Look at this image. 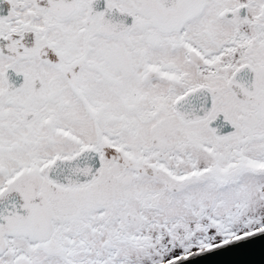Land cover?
<instances>
[{"label":"snow or ice","instance_id":"obj_1","mask_svg":"<svg viewBox=\"0 0 264 264\" xmlns=\"http://www.w3.org/2000/svg\"><path fill=\"white\" fill-rule=\"evenodd\" d=\"M258 236L264 0H0V264Z\"/></svg>","mask_w":264,"mask_h":264},{"label":"water","instance_id":"obj_2","mask_svg":"<svg viewBox=\"0 0 264 264\" xmlns=\"http://www.w3.org/2000/svg\"><path fill=\"white\" fill-rule=\"evenodd\" d=\"M250 243L252 244L249 246L233 244L183 264H264V236L255 237ZM240 247L245 248L238 249Z\"/></svg>","mask_w":264,"mask_h":264}]
</instances>
